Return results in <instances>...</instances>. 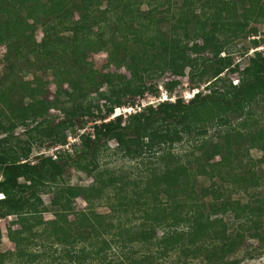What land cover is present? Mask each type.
Wrapping results in <instances>:
<instances>
[{
  "label": "trees",
  "instance_id": "16d2710c",
  "mask_svg": "<svg viewBox=\"0 0 264 264\" xmlns=\"http://www.w3.org/2000/svg\"><path fill=\"white\" fill-rule=\"evenodd\" d=\"M142 3L0 0V45L6 48L3 60L10 77L9 83L0 82V134H5L0 138V217L15 216L12 223L25 234L22 250L0 251V264H165L173 252L184 260L223 264L248 238L264 241V172L247 180L264 162V124L244 119L234 128L227 120L230 114L248 117L252 104L264 105V51L246 56L242 67L233 55L243 57L248 45L263 42L264 30L255 37L258 25H264V0H150L146 10L140 9ZM38 28L43 48L34 38ZM244 38H249L247 46L228 49ZM99 53L105 57L97 64ZM13 54L31 55L39 75L31 80L17 76L9 62ZM184 68L198 86L208 75L207 92L109 118L115 108L134 106L147 93L157 97L152 79ZM232 73L239 75L234 84L228 78ZM177 84L170 80L163 87L171 94ZM31 85L36 91L26 98L23 89ZM51 109L63 115L54 123L45 117ZM18 125L26 127L27 136L19 153V140L12 136ZM208 125L225 129L196 142ZM74 128L84 130L76 133L78 146L71 153L65 149L54 158L39 154L28 160L32 141L46 138L65 145L66 129ZM109 141L122 158L141 163L153 156L155 165L135 178L100 170L102 144ZM182 141H192V148L181 156L172 149ZM253 148L259 157L249 156ZM70 166L92 177L86 186L69 187L87 202L86 210H77L60 184ZM199 179L208 182L202 185ZM48 185L54 189L47 190L51 198L44 205L39 194ZM108 189L112 210L99 214L91 202L107 197ZM238 192L244 198H232ZM46 211L52 219H43ZM134 219L138 224H128ZM157 229H162L160 236ZM138 244L155 248L138 252Z\"/></svg>",
  "mask_w": 264,
  "mask_h": 264
},
{
  "label": "rangeland",
  "instance_id": "374dc122",
  "mask_svg": "<svg viewBox=\"0 0 264 264\" xmlns=\"http://www.w3.org/2000/svg\"><path fill=\"white\" fill-rule=\"evenodd\" d=\"M137 1V0H136ZM139 1V0H138ZM150 0H144V3L140 5L141 10H146L150 7L146 2ZM172 1V0H169ZM105 8V3H103L100 6V9ZM96 15H100L99 11L95 12ZM171 14V13H170ZM165 19V22L170 20L172 18V14ZM107 16L110 17V20L113 21V14L111 12L107 13ZM47 21H49L50 17L48 14L46 15ZM74 18H78V13H74ZM55 19L51 20V23L54 22ZM254 23V22H253ZM166 24V23H165ZM259 32L257 33V36L255 37L256 39L261 37L263 35V30H264V25L259 24L258 25ZM96 26L94 27V29ZM167 28V27H166ZM96 30V29H95ZM111 30L106 29L104 30L105 34H109ZM60 36H65L67 34L65 33H59ZM34 38L36 40V43H39V48L44 47V43L42 41L43 38V32L40 28H38L35 31ZM252 38V37H251ZM249 38H244V39H239L236 40L232 45L228 46L229 50H238L240 49L243 45L247 46L249 44ZM198 43H201L198 41ZM173 44H169V47H172ZM255 50L258 51H264V40L263 42L259 43V46L256 48H251V46L248 45V48L246 50V53L243 55V57H240V55L235 52L233 53L236 62L239 61L240 66L242 67L244 65L243 60H245L247 57L253 54ZM6 48L3 44L0 45V82L3 84L9 83V79L7 74L9 70V63L8 61L3 60V57L5 55ZM241 53L243 52L242 50L240 51ZM245 52V50H244ZM202 55L205 58H214L213 55L209 53H202ZM222 55V53L220 54ZM105 54L99 53L94 55V58L97 62V64H100V59L104 58ZM9 62H13V71L16 73L17 76L22 77L24 80H31L35 74L39 75V70L38 66L36 65L35 61H33V58L31 55L28 56H17V55H10V60ZM109 69H114L113 67H109ZM121 72L126 73L124 69L121 70ZM44 78L47 77V79H51V77H48L46 73L43 72ZM228 78L232 81V83H236L239 79V75L237 73H232L228 75ZM208 75H205L202 78V81L200 82L199 86L197 85L194 77L189 71V68H184V69H178V70H172V71H166L160 78H154L152 79V82L156 83L158 85V90H159V95L157 97L151 96L149 93L145 94L141 98H136L135 103L139 107H142L147 104H152L155 105L158 102L164 100L161 96V94L164 92V83L170 81V80H177L178 84L175 85L173 92L171 94L166 93L167 100L171 101V99H175L176 97H182L184 100H188L192 97L193 92H196L197 90H200L202 93L207 92V87L206 85L208 84ZM146 80L144 83V86H147ZM50 91L52 92L54 87L53 85H49ZM36 91V86L31 85L28 87H25L23 89V94L25 95L26 98L31 97ZM99 104L102 105L103 101L99 100ZM135 109V107H134ZM137 109V108H136ZM126 109H123L120 107L119 109L114 110L109 118H113L116 114L118 113H125L128 114L129 112H133L132 109L128 112L125 111ZM138 110V109H137ZM251 115L248 117H244V115L240 118H236L235 114H230L227 117L228 123H230L231 126L234 128H239L241 125V122H244V119L247 120V122H257V124H264V105L263 104H252L249 108ZM58 117H62V113L56 109H51L48 112V115L45 116L46 119H49L50 123L56 122ZM51 119H54L51 121ZM32 125V124H31ZM34 125V124H33ZM89 124L87 123V127ZM25 126L18 125L17 127L14 128L12 136L16 137L19 141V145L15 147L16 151L19 153L21 145H25L24 140L26 139V135H24V129ZM89 128V127H88ZM206 128V134L201 135V136H196V142L201 141L202 138H209L210 136L215 135L217 132L223 131L225 128L219 126H212L208 125L205 127ZM75 130V128H74ZM84 129H76L75 132H73L71 129H66V144L65 145H56L52 144L48 139L42 138V139H37L31 142L30 145V155L28 160L29 161H34L35 156L39 154H43V156H52L53 158L58 155L59 151H63L67 149L70 153L72 152L73 148H77L78 146V138L77 134L81 133ZM5 134H0V138L4 136ZM16 141V140H15ZM14 143V142H13ZM191 143V144H190ZM188 143L186 141H182L180 143H176L173 146L172 151L178 155H184L189 152V150L192 148V141ZM73 147V148H72ZM72 148V149H71ZM115 148V142L114 141H109L107 143L102 144V151L99 154V169L103 170L106 169L109 172H116V173H123L125 175H128L130 178H135L137 176L144 175L145 173V168L146 167H152L155 165V159L153 156H147L144 158L143 162L138 163L139 161L136 160H129L126 158H122L120 153H115L114 152ZM151 147H147V152L148 154L151 153ZM146 152V153H147ZM244 153V152H242ZM197 154V153H195ZM250 157L257 158L261 155L260 151L256 148L250 149L248 152ZM218 158V157H217ZM244 159V155H243ZM246 160V159H245ZM256 175H251L248 177V181H253L256 179V176L260 174L261 172H264V162L261 163V165H258L255 169ZM215 179V178H214ZM22 181V179H21ZM92 182V177L86 175L85 173L81 171H77L74 167H69L67 173L64 175V179L60 181V184L64 186V189L66 193L72 197L77 205V210L79 209H85L88 207V204L86 201H84L80 197H74V195L71 193L69 187L71 185H81V186H86ZM206 181H202L199 179V183L202 185L207 184ZM48 189L53 190L54 186L50 187L48 185L45 187V191H41L39 194L40 198L43 201L44 205H47L49 203V200L51 198V193L47 191ZM107 197H103L102 199H97L94 198L91 202V205L95 209V211L99 214H109L112 209H110V205L113 202V191L111 189H108L106 192ZM244 198V195L242 192H238L235 194H232V198ZM43 219L48 220L53 218V214L50 211H46L42 213ZM69 219L73 218V214L68 215ZM13 220H15V216L13 215H8L6 217H0V251L4 250H12V251H17V250H22L23 244L25 243V234L21 227L18 224L12 223ZM124 221V219H123ZM131 221V220H130ZM129 221V222H130ZM132 224H138L137 220H132L130 223ZM162 233V229H157L156 235L160 236ZM108 237H110L108 235ZM138 252H147L149 249H154L155 246L150 244V245H144V244H138L135 245L134 247ZM178 253H170L168 257L165 258L164 262L165 264H171L173 262H177L178 264H212L209 263L201 258L193 259V260H184L183 257H178ZM135 256V255H134ZM138 256V255H137ZM237 260V264H264V241H259L258 239H251L248 238L246 245H242L239 247L237 250L233 251V253L227 255L223 259V264H227L230 260ZM216 264V263H214Z\"/></svg>",
  "mask_w": 264,
  "mask_h": 264
},
{
  "label": "clouds",
  "instance_id": "9594fccd",
  "mask_svg": "<svg viewBox=\"0 0 264 264\" xmlns=\"http://www.w3.org/2000/svg\"><path fill=\"white\" fill-rule=\"evenodd\" d=\"M163 93H164V95H163ZM162 94H161V96H162V98L164 99V100H162V101H168L167 100V96H166V91L164 90V92H163ZM194 93L195 92H193V94H192V96L194 95ZM174 99L172 98L171 99V101H173ZM189 100V99H188ZM188 100H185V101H188ZM134 107H135V109H134ZM123 109H127V108H132V111L134 112L135 110H136V108L137 109H139L138 108V106H137V104H135L134 106H125V107H122ZM116 109H119V108H115L114 110H116ZM125 111H127V110H125ZM129 112V111H128ZM129 113H131V112H129ZM119 114H123V113H118V114H116V115H119ZM125 114V113H124ZM115 115V116H116ZM3 197V194L2 193H0V199Z\"/></svg>",
  "mask_w": 264,
  "mask_h": 264
},
{
  "label": "built area",
  "instance_id": "2783aa9c",
  "mask_svg": "<svg viewBox=\"0 0 264 264\" xmlns=\"http://www.w3.org/2000/svg\"><path fill=\"white\" fill-rule=\"evenodd\" d=\"M163 95H164V93H163ZM129 109L131 110L132 108H127L126 110H127V111H130Z\"/></svg>",
  "mask_w": 264,
  "mask_h": 264
}]
</instances>
